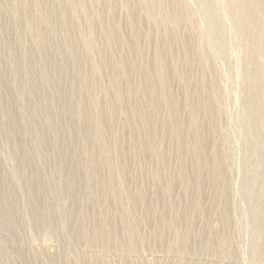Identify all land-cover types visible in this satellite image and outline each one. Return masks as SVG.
Listing matches in <instances>:
<instances>
[{
	"label": "rangeland",
	"instance_id": "374dc122",
	"mask_svg": "<svg viewBox=\"0 0 264 264\" xmlns=\"http://www.w3.org/2000/svg\"><path fill=\"white\" fill-rule=\"evenodd\" d=\"M150 1L153 13L181 21L154 22L167 34L160 57L173 72L156 112L142 95H152L143 85L159 42L138 0H0V264H264V150L242 101L245 70L255 61L264 69V58L243 45L227 13L231 0H208L220 28L206 18L207 0H188L216 66L219 85L207 95L201 82L212 70L201 61L177 64L182 43L200 46L186 38V9ZM124 4L134 8L131 23ZM94 43L101 51L87 52ZM113 106L115 116H103ZM165 119L175 125L162 131ZM257 122L262 128L264 119ZM203 234L229 242L206 250Z\"/></svg>",
	"mask_w": 264,
	"mask_h": 264
},
{
	"label": "bare ground",
	"instance_id": "6f19581e",
	"mask_svg": "<svg viewBox=\"0 0 264 264\" xmlns=\"http://www.w3.org/2000/svg\"><path fill=\"white\" fill-rule=\"evenodd\" d=\"M66 1L69 4H71V0H66ZM157 1L160 2L162 0H157ZM235 1H236V4H234ZM235 1L234 0L229 1L227 13H228L229 17L232 18V20L237 23L238 33H239L240 38L243 41V45L247 48V50L249 51L250 54L257 55V56L261 55V57L264 58V41H263L264 39H262V36L264 34V0H252L253 3L251 5L245 7V8L242 7V1L243 0H235ZM171 2L177 8L182 6L184 9H186L187 16L184 19V24L186 26L185 31L187 32L186 38H189L191 36H195V38L198 40L197 41L198 45H200V46L197 45L198 47L195 49V51H191V50H189V48L184 43H182L181 44L182 52H183L182 58L179 62L180 64L179 63H177V64L178 65H186V64H191V63L196 62V61H201L202 63L205 64L206 67L208 66V69H209L208 72L210 73V70H212L211 71V73H212L211 79L208 78V76L203 77L201 83H202V85H204L203 91L207 90L208 93H206V94L209 95V93H213L214 89L217 87V85H219V84H217V78L218 77H215V73H214L215 71H213L214 68L216 70V66H215L214 62L209 58V56L206 55V53L204 51V47H203L204 43L201 42L202 38H204V39H206V38H205V33H204L203 29H201V26L199 24L200 21H198L197 12L195 10H194L195 12H193L191 6L189 5L188 0H171ZM137 4L139 5L140 10L143 13L144 19L150 23L151 28L154 31V34L156 36V39L159 42V45H158L157 49L155 50V55L151 61L152 62V71H150V69H149V72L151 75V79H150L149 84H148L149 88L147 87L146 83H144V85H143L144 86L143 88L145 90H149V89L151 90L152 95L150 93H149L150 94L149 97L145 93H143V95H142L143 96V106L147 109H152L153 111L156 112L157 110L161 111V101L164 98V95L162 93H160L159 91L164 90L163 88H164L165 82L167 80V77L169 75H173V72H172L171 67L160 57L161 55H163V52L165 54V52L168 48V45L166 43L167 34H166V32H162L159 28H156L154 26L155 25L154 22H155V20L161 21V18H163L164 20L165 19L168 20L167 22L171 23L172 25L174 24V25L178 26L181 21L180 20L177 21L174 18V15L170 14L169 12L167 14H162V15L159 13H156V12L153 13L152 8H151L152 3L150 0H138ZM206 5H207V13H206L207 16H206V18L212 20L213 25L216 28H218V26L220 24L218 22V15H217L214 7L209 3V1ZM121 8L124 11V13H126L129 16V21L131 23V21L135 18L134 8H131L128 4L122 5ZM80 11L83 14H86L87 13V5L86 4L80 5ZM205 12H206V10H205ZM76 18L74 17V19H73L74 22H77L78 19H76ZM77 23H79V22H77ZM219 28H220V26H219ZM151 34H152V32H151ZM90 36H92V35H90ZM215 36L217 37V35H215ZM88 37L89 36H87L86 34L83 35V38H85V39ZM205 41L207 44V40H205ZM135 42H136V38L133 37V39H130L128 41V44L130 46H133ZM214 42H216V41H214ZM97 45L98 44L94 43L90 46V48L85 47V49L87 52H92L93 49H97V50L99 49L100 50V48H98ZM208 54H210V53H208ZM122 65L124 66V64H122ZM125 68H126V70L129 68L130 71L133 69V67L130 64L127 67L125 66ZM94 70H96L97 73L99 72V75L104 73L103 68L100 65H95ZM143 70L146 71L145 69H143ZM216 72L218 73V71H216ZM152 76L154 77V81H153ZM163 76L165 77V79H163ZM179 77H182V75L179 74ZM209 80H211L212 83L209 86H205L204 81L209 82ZM150 82L152 83V86H151ZM245 82H246V84H245ZM218 89H220V88H218ZM150 90H149V92H150ZM220 91H221V89H220ZM263 94H264V69L261 67V64L258 61H255V64H253V67L250 70H245V73H244V87H243V91H242V101H243L244 105L246 106V109L248 110L249 119L253 123V126L256 130L255 131L256 135H257L256 137L259 138V140L262 144L261 149L263 147V150H264V125L262 126V128L260 125H257V123H258L257 119L258 118L262 117L264 119V116L261 112V110H263V107H264V101H262L260 99L261 95H263ZM114 95H116V94H114ZM223 96H224V94H223ZM220 97H221V95H220ZM240 98H241V96H240ZM221 99H223V98H221ZM116 100L118 102L119 99H116ZM165 103H164V105L166 107L167 104H165ZM222 104L223 103L218 101V108L217 109H220ZM177 106H178L177 104L170 101L169 107L167 109L168 110L170 109L169 111H171V113H172V112H175L177 110V108H178ZM115 113H116L115 107L113 106L108 111H103V116H106L108 119H111L115 116ZM158 113L161 114V112H158ZM171 120H170V122H173ZM170 122H168L166 119L162 120L159 123L158 128L162 131H164L163 129H165V128L170 130V128H171L170 126H173V124L175 125V122L172 124ZM251 122H250V124H251ZM125 124H126V122H125ZM143 127L149 128V125H147L146 123H143ZM175 127H176V129L174 128L175 135L179 136L181 125H180V127L179 126H175ZM249 129L251 130V128H249ZM215 133L221 134L220 136H223L219 140V143L221 144L223 142V138H224V129L222 128V126L220 127V125H219V127H216ZM253 134H254V132H253ZM105 137L106 136L103 132V134H101V136H99V142L103 143L105 141ZM146 149L147 148H145V150ZM148 149H149V147H148ZM151 149L156 150V145L155 144L153 146L151 145ZM262 160L264 161V153H262ZM228 172H230V171H228ZM261 182H262V186H261V190H260L261 195L260 194L259 195H260V198L262 201L261 203L264 204V180H262ZM231 186L232 185L229 183V179L226 180L225 185H223V189L221 191V196H220L221 197V207L219 210V215H220V218H221V221H222V224L224 227L229 226L230 222H231V214L229 213V209H231L230 205H231V202L233 199L232 198L233 192H232ZM254 197L256 198L257 196H255V194H254ZM257 204H259V203L257 202ZM203 208L207 210L208 205L203 206ZM261 208H263V207H261ZM256 212H258V211H256ZM201 239H202L203 245H205L206 250H207V248H210V250L214 249L215 252L217 250L216 245L217 244L219 245V242H221V243L229 242V240L227 238L226 239L225 238L219 239L216 237H213L212 239L207 241L206 240L207 237H205V234H203L201 236ZM261 239H262V241L264 240V229L261 232ZM231 247H232V245H231ZM231 250H232L231 254H233V248H231Z\"/></svg>",
	"mask_w": 264,
	"mask_h": 264
}]
</instances>
